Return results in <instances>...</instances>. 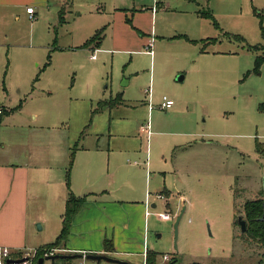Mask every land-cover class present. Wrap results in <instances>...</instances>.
Wrapping results in <instances>:
<instances>
[{"label": "rangeland", "instance_id": "obj_1", "mask_svg": "<svg viewBox=\"0 0 264 264\" xmlns=\"http://www.w3.org/2000/svg\"><path fill=\"white\" fill-rule=\"evenodd\" d=\"M49 6L33 20H14L19 35L10 34L0 49V106L12 109L14 125L35 115L66 155L81 147L112 155L148 148V159L125 161L146 169L145 177L133 174L132 184L138 194L147 188L157 206L147 239L155 264H264V247L237 224L244 204L264 197V0H50ZM102 30L95 53L84 47ZM180 35L189 41L172 39ZM207 38L215 40L201 42ZM164 97L174 103L170 111L158 106ZM78 156L69 183L86 154ZM44 189L40 183L28 204L23 248L59 235L48 223L40 230L48 217ZM165 212L171 220L160 221L156 214Z\"/></svg>", "mask_w": 264, "mask_h": 264}, {"label": "crops", "instance_id": "obj_2", "mask_svg": "<svg viewBox=\"0 0 264 264\" xmlns=\"http://www.w3.org/2000/svg\"><path fill=\"white\" fill-rule=\"evenodd\" d=\"M49 5L50 0H0V49L7 44L10 34L16 35V38L19 35L15 28L11 29L14 20H20V15L26 20H33L42 8L51 11ZM30 7L33 9L32 17L26 13ZM136 33L140 37L144 35L140 30ZM103 38L102 31L100 44L87 47L97 50ZM172 39L189 41L184 35ZM214 40L207 38L201 42L213 43ZM1 107L6 114L5 119L0 116V127L8 128V132L0 134V246L12 250L25 247L30 226L28 204L37 195L38 185L42 183L48 217L41 221L40 230H44L48 223L60 233L69 192L72 190L75 197H84L83 204L72 218L62 247L67 253L65 255H105L129 264H145L147 252H152L147 247L148 218L157 206L147 188L138 194L132 184L133 174L141 173L145 177L146 169L133 170L126 164L125 157L134 155L144 159L145 154L148 159V148L146 151L142 148L133 151L122 149L112 155L108 148L81 147L74 149L70 166L72 151L66 155L59 138L50 141L42 125H37L35 115H29L26 123L15 126L12 109ZM150 108L151 105H148ZM80 154H86L83 167H75L68 190L67 174L69 180L75 165L74 157H81ZM104 155L108 158L107 168L102 161ZM105 242L107 247H111L109 251Z\"/></svg>", "mask_w": 264, "mask_h": 264}, {"label": "trees", "instance_id": "obj_3", "mask_svg": "<svg viewBox=\"0 0 264 264\" xmlns=\"http://www.w3.org/2000/svg\"><path fill=\"white\" fill-rule=\"evenodd\" d=\"M213 23L215 24V22ZM102 31L96 32V34L90 40L86 41L84 47L90 46L93 43L94 46H98L102 39ZM4 114H6V112ZM73 153L74 150H72L71 152L70 166L72 164ZM70 166H69V170H70ZM66 185L68 188L69 187L68 174L66 178ZM262 191L264 194V180H263ZM83 202H84V197L78 198L75 197L71 192H69L68 198L65 203V211L62 215V226L60 233L53 243L46 245L42 248L64 247L72 218L80 209ZM243 210L246 218V235L250 237L252 240L256 241L259 245H262L264 247V197L263 199L247 201L243 206ZM107 244L108 243L105 242V248L107 249V251H109L111 247H107ZM38 259H40V256L37 257V260ZM155 261H156V254L152 252H147L145 258V264H155ZM193 264H197V263H193Z\"/></svg>", "mask_w": 264, "mask_h": 264}, {"label": "built area", "instance_id": "obj_4", "mask_svg": "<svg viewBox=\"0 0 264 264\" xmlns=\"http://www.w3.org/2000/svg\"><path fill=\"white\" fill-rule=\"evenodd\" d=\"M26 13L33 16V9L27 8ZM94 53L96 50L93 51ZM91 59H95V55L91 56ZM174 103L170 100H167L165 97L162 98L159 108L161 110L170 109ZM5 113L4 108L0 106V116ZM145 129L147 130V134H150L149 125H146ZM157 200H164L162 195H156ZM165 201V200H164ZM157 218L160 221H169L171 217L169 213H158L156 214ZM63 250L57 248H36V249H28V248H20L12 250L6 246H0V264H37V255L39 253L40 258H49L53 257L56 254L62 253ZM163 261H169V256L163 255Z\"/></svg>", "mask_w": 264, "mask_h": 264}, {"label": "water", "instance_id": "obj_5", "mask_svg": "<svg viewBox=\"0 0 264 264\" xmlns=\"http://www.w3.org/2000/svg\"><path fill=\"white\" fill-rule=\"evenodd\" d=\"M179 80H181L182 78H178ZM180 216H178V218L176 219L175 221V224H174V230H175V239L177 238V225L179 223V219H180ZM238 225L240 227V232L242 234L245 233L246 231V226H245V222L241 220V218H238ZM77 258H84L86 260H90V261H94L95 263L99 264V262L101 261H105V262H108V263H112V264H129L125 261H121V260H117V259H112L110 257H107L105 255H95V254H88V255H80V254H76V255H56V256H53V257H49V258H40L37 260V264H44V261H51L53 262L54 260H73V259H77Z\"/></svg>", "mask_w": 264, "mask_h": 264}, {"label": "flooded vegetation", "instance_id": "obj_6", "mask_svg": "<svg viewBox=\"0 0 264 264\" xmlns=\"http://www.w3.org/2000/svg\"><path fill=\"white\" fill-rule=\"evenodd\" d=\"M245 215V214H244ZM239 218H241V217H239ZM238 219V218H237ZM242 220V219H241ZM242 221H244L245 222V226H246V218L244 217V220H242ZM237 224H238V220H237ZM239 226V225H238ZM240 228V227H239ZM244 234H246V231H245V233Z\"/></svg>", "mask_w": 264, "mask_h": 264}]
</instances>
